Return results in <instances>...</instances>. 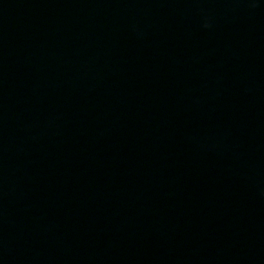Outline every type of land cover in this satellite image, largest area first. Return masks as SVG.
Instances as JSON below:
<instances>
[{
  "label": "water",
  "instance_id": "obj_1",
  "mask_svg": "<svg viewBox=\"0 0 264 264\" xmlns=\"http://www.w3.org/2000/svg\"><path fill=\"white\" fill-rule=\"evenodd\" d=\"M0 264H264V0H0Z\"/></svg>",
  "mask_w": 264,
  "mask_h": 264
}]
</instances>
